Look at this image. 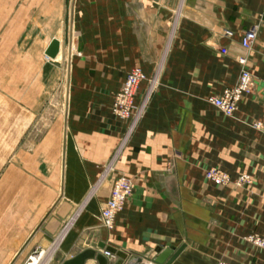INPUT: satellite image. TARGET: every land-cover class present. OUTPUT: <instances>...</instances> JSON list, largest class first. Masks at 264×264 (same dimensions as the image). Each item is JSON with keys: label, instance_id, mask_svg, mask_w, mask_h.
<instances>
[{"label": "crops", "instance_id": "0c3cea01", "mask_svg": "<svg viewBox=\"0 0 264 264\" xmlns=\"http://www.w3.org/2000/svg\"><path fill=\"white\" fill-rule=\"evenodd\" d=\"M263 11L264 0H77L81 55L63 111L47 122L39 118L44 102L30 103L27 89L0 94V264H30L45 239L52 245L43 249L52 257L47 264L86 247L106 254L100 241L126 252L125 261L141 257L140 264H166L171 254L158 262L156 248L182 244L170 264H264V246L250 238L264 237V130L253 126L264 124ZM258 20L246 50L243 34ZM238 56L247 57L255 87L227 116L207 99L237 84ZM133 67L157 75V85L128 133L130 120L111 107ZM146 88L144 81L137 101ZM34 127L40 135L30 153ZM29 155L38 167L28 168ZM114 155L115 173L131 177L133 191L107 228L100 211L110 180L100 176ZM210 166L253 180L215 184L205 176ZM106 256L109 264L118 258Z\"/></svg>", "mask_w": 264, "mask_h": 264}, {"label": "rangeland", "instance_id": "374dc122", "mask_svg": "<svg viewBox=\"0 0 264 264\" xmlns=\"http://www.w3.org/2000/svg\"><path fill=\"white\" fill-rule=\"evenodd\" d=\"M76 4L77 0H0V94L5 93V89H27L30 103L36 98L44 102L45 111L39 113V118L44 117L47 122L68 104L71 66L74 57L81 55L77 48L80 30L76 23ZM54 38L60 41V52L55 58H50L46 56L45 50ZM37 92H42V95H34ZM4 99L0 95V103ZM61 114L66 115V112ZM2 123L0 119L1 126ZM68 129L66 119L62 155H66ZM33 131L28 144L30 153L36 149L35 141L31 140L40 135V130L36 135L35 127ZM4 142L2 136L0 150L4 148ZM63 162L65 165V158L62 157L60 165ZM38 163L36 155H29L28 168H36ZM44 244V250L52 249L49 243Z\"/></svg>", "mask_w": 264, "mask_h": 264}, {"label": "built area", "instance_id": "2783aa9c", "mask_svg": "<svg viewBox=\"0 0 264 264\" xmlns=\"http://www.w3.org/2000/svg\"><path fill=\"white\" fill-rule=\"evenodd\" d=\"M261 20L264 18V11L261 15ZM260 21H256L243 34L242 47L246 50L252 49L258 35ZM225 34L231 36L233 33L225 30ZM226 51V50H223ZM238 62L242 69L238 78V82L233 87L225 88L222 93L218 95H211L208 97V102L220 109L227 116H234L239 108V103L243 97L252 93L255 87V77L248 67V59L246 56H238ZM157 75L151 78L144 73L141 67L132 68L120 90L115 96L112 112L121 119L130 120V133L137 121L142 116L145 105L153 95L157 85ZM146 81L147 88L140 102H137V94L141 84ZM253 126L264 130V124L260 121L253 123ZM113 158L104 165L100 181L110 180V194L107 200L102 204L100 211V219L102 225L111 228L116 221L117 213L125 206L132 191L133 181L125 173H115L113 166ZM206 178L212 180L215 184H235L238 186L252 182V176L247 172H242L237 177L233 178L231 174L218 166H210L205 170ZM252 240L264 246V237L252 235ZM107 255L111 254L105 250ZM216 264H233L230 260L219 259Z\"/></svg>", "mask_w": 264, "mask_h": 264}, {"label": "water", "instance_id": "95a60500", "mask_svg": "<svg viewBox=\"0 0 264 264\" xmlns=\"http://www.w3.org/2000/svg\"><path fill=\"white\" fill-rule=\"evenodd\" d=\"M59 52H60V41L54 38L46 47L45 54L47 57L55 58ZM98 246L104 248V250L109 251L111 254H116L118 256V258L112 264H140L142 260L141 257H133L125 261L127 258L126 252L122 250H118L114 246L107 245L103 241L98 242ZM184 247L185 245L182 244L175 251L170 247H165L163 249L157 247L156 250L158 251V255L156 256L155 259L158 262H165L167 256L171 254V256L166 261V264H170L178 256V254L182 251ZM90 258H96L98 264H109V260L106 254L102 252H97V250L93 247L84 248L74 256L65 259L62 262V264H86L87 260Z\"/></svg>", "mask_w": 264, "mask_h": 264}, {"label": "bare ground", "instance_id": "6f19581e", "mask_svg": "<svg viewBox=\"0 0 264 264\" xmlns=\"http://www.w3.org/2000/svg\"><path fill=\"white\" fill-rule=\"evenodd\" d=\"M114 160H115V158L113 159V161ZM113 166H114V163H113ZM44 243L47 244V243H50V242L45 239L43 241V245H45ZM43 249H44V247L38 253H34L35 256L32 257V260L30 261V264H42L44 262H45V264H47L46 262H49L52 259V257H50V258L47 257L48 251L43 252ZM50 253H52V252H50Z\"/></svg>", "mask_w": 264, "mask_h": 264}]
</instances>
